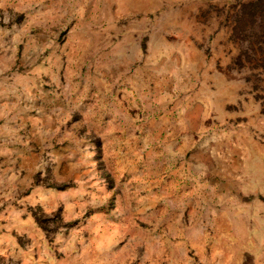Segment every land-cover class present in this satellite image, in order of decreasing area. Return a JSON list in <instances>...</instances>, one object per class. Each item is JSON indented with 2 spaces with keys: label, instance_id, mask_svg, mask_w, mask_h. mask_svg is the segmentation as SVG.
<instances>
[{
  "label": "rangeland",
  "instance_id": "rangeland-1",
  "mask_svg": "<svg viewBox=\"0 0 264 264\" xmlns=\"http://www.w3.org/2000/svg\"><path fill=\"white\" fill-rule=\"evenodd\" d=\"M254 1L0 0V264H264Z\"/></svg>",
  "mask_w": 264,
  "mask_h": 264
},
{
  "label": "trees",
  "instance_id": "trees-1",
  "mask_svg": "<svg viewBox=\"0 0 264 264\" xmlns=\"http://www.w3.org/2000/svg\"><path fill=\"white\" fill-rule=\"evenodd\" d=\"M244 8L251 10L250 12H247L250 18L256 17V19H259L260 21H261V18L264 19L263 18L264 17V0H255L254 2L244 5ZM263 51H264V48H263Z\"/></svg>",
  "mask_w": 264,
  "mask_h": 264
}]
</instances>
